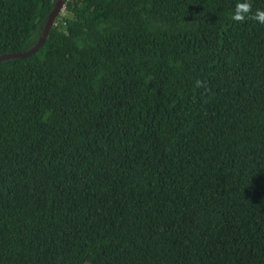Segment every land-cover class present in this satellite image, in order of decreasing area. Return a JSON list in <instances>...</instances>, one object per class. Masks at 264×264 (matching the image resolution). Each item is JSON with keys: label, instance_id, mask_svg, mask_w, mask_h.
<instances>
[{"label": "trees", "instance_id": "obj_1", "mask_svg": "<svg viewBox=\"0 0 264 264\" xmlns=\"http://www.w3.org/2000/svg\"><path fill=\"white\" fill-rule=\"evenodd\" d=\"M56 1L0 0V56ZM238 2L64 0L0 61V264H264V24Z\"/></svg>", "mask_w": 264, "mask_h": 264}, {"label": "clouds", "instance_id": "obj_2", "mask_svg": "<svg viewBox=\"0 0 264 264\" xmlns=\"http://www.w3.org/2000/svg\"><path fill=\"white\" fill-rule=\"evenodd\" d=\"M231 19L234 22L243 23L246 19H252L260 24H264V9H257L254 13L252 12V4L250 0H242L235 5L234 13ZM197 87H202V82L196 81Z\"/></svg>", "mask_w": 264, "mask_h": 264}, {"label": "water", "instance_id": "obj_3", "mask_svg": "<svg viewBox=\"0 0 264 264\" xmlns=\"http://www.w3.org/2000/svg\"><path fill=\"white\" fill-rule=\"evenodd\" d=\"M63 2H64V0H57L56 1L52 12L50 13V15L47 19V22H46V25L43 29L41 37L39 38L37 43L30 50H28L26 52H21V53H11V54L1 55L0 61L5 60V59H10V58H24V57H27V56L34 54L40 48V46L43 44V42H44V40H45V38L49 32V29H50V27L54 21V18L56 17L58 12L60 11V8L63 5Z\"/></svg>", "mask_w": 264, "mask_h": 264}, {"label": "rangeland", "instance_id": "obj_4", "mask_svg": "<svg viewBox=\"0 0 264 264\" xmlns=\"http://www.w3.org/2000/svg\"><path fill=\"white\" fill-rule=\"evenodd\" d=\"M62 9V7L60 8V10Z\"/></svg>", "mask_w": 264, "mask_h": 264}]
</instances>
